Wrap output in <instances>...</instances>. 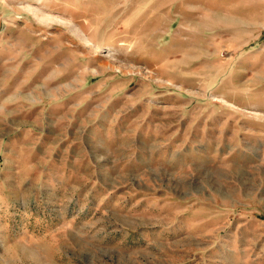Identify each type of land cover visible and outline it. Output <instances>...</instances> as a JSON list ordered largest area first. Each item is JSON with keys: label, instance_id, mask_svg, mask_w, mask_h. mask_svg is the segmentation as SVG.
Here are the masks:
<instances>
[{"label": "rangeland", "instance_id": "rangeland-1", "mask_svg": "<svg viewBox=\"0 0 264 264\" xmlns=\"http://www.w3.org/2000/svg\"><path fill=\"white\" fill-rule=\"evenodd\" d=\"M0 264H264V0H0Z\"/></svg>", "mask_w": 264, "mask_h": 264}]
</instances>
